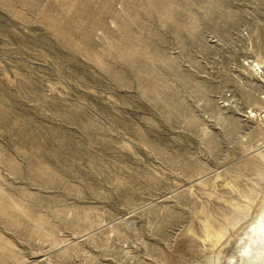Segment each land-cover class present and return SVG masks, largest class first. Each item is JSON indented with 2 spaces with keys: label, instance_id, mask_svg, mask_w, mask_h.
<instances>
[{
  "label": "rangeland",
  "instance_id": "rangeland-1",
  "mask_svg": "<svg viewBox=\"0 0 264 264\" xmlns=\"http://www.w3.org/2000/svg\"><path fill=\"white\" fill-rule=\"evenodd\" d=\"M263 207L264 0H0V264H238Z\"/></svg>",
  "mask_w": 264,
  "mask_h": 264
},
{
  "label": "bare ground",
  "instance_id": "bare-ground-1",
  "mask_svg": "<svg viewBox=\"0 0 264 264\" xmlns=\"http://www.w3.org/2000/svg\"><path fill=\"white\" fill-rule=\"evenodd\" d=\"M257 67L261 68L262 66L258 63ZM252 224H253L252 225V229H253L252 235H255L253 237H257L256 241L252 240L253 242L250 241L248 244L245 242V244L248 245V246H246V248L249 246H251V248L257 246L258 248L256 247L257 249H253V248L250 249V250H252L251 251L252 254H251V252L248 251L249 254L247 253V256L249 258L247 257L246 261L238 263V264H264V207L262 208V210H261L258 218L256 219V221ZM248 236H249V234H248ZM250 237L252 238L251 235H250ZM243 248H245V247H243ZM241 251H244V249L243 250L241 249ZM243 259H245V258H243Z\"/></svg>",
  "mask_w": 264,
  "mask_h": 264
}]
</instances>
